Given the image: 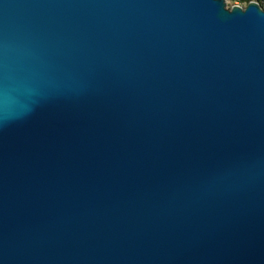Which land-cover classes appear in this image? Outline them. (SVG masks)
Masks as SVG:
<instances>
[{"label":"water","instance_id":"obj_1","mask_svg":"<svg viewBox=\"0 0 264 264\" xmlns=\"http://www.w3.org/2000/svg\"><path fill=\"white\" fill-rule=\"evenodd\" d=\"M0 264H264L259 3L0 0Z\"/></svg>","mask_w":264,"mask_h":264},{"label":"rangeland","instance_id":"obj_2","mask_svg":"<svg viewBox=\"0 0 264 264\" xmlns=\"http://www.w3.org/2000/svg\"><path fill=\"white\" fill-rule=\"evenodd\" d=\"M253 1V0H251ZM248 2L245 1H232V0H226V8H229L233 5H240V6H245Z\"/></svg>","mask_w":264,"mask_h":264},{"label":"trees","instance_id":"obj_3","mask_svg":"<svg viewBox=\"0 0 264 264\" xmlns=\"http://www.w3.org/2000/svg\"><path fill=\"white\" fill-rule=\"evenodd\" d=\"M234 1V0H232ZM235 1H245V2H249L251 0H235ZM256 1L257 3H259V5L261 6V8L264 10V0H253Z\"/></svg>","mask_w":264,"mask_h":264}]
</instances>
